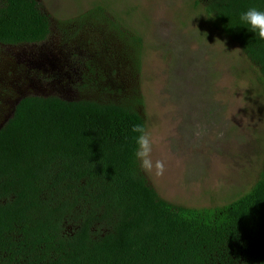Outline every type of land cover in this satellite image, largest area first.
Segmentation results:
<instances>
[{
    "label": "trees",
    "instance_id": "1",
    "mask_svg": "<svg viewBox=\"0 0 264 264\" xmlns=\"http://www.w3.org/2000/svg\"><path fill=\"white\" fill-rule=\"evenodd\" d=\"M189 2L264 98V40L238 28L264 0ZM88 8L60 21L40 0H0V264H264V141L225 204L161 197L134 159L143 39L127 10Z\"/></svg>",
    "mask_w": 264,
    "mask_h": 264
},
{
    "label": "rangeland",
    "instance_id": "2",
    "mask_svg": "<svg viewBox=\"0 0 264 264\" xmlns=\"http://www.w3.org/2000/svg\"><path fill=\"white\" fill-rule=\"evenodd\" d=\"M40 2L60 21H73L94 2L127 10L121 19L143 39L138 84L146 131L152 159L165 165L162 175L146 173L161 197L196 208L220 206L253 183L264 98L237 46L212 32L189 0ZM50 46L57 47V38L43 49Z\"/></svg>",
    "mask_w": 264,
    "mask_h": 264
},
{
    "label": "clouds",
    "instance_id": "3",
    "mask_svg": "<svg viewBox=\"0 0 264 264\" xmlns=\"http://www.w3.org/2000/svg\"><path fill=\"white\" fill-rule=\"evenodd\" d=\"M214 17L212 14L211 18ZM238 28L246 29L253 34V38L264 40V10L250 7L246 11L238 15ZM136 145L134 159L138 162L139 167L145 172L152 170L156 171L157 175H162L164 172V162L161 160L152 159L153 145L152 140L143 125H134L131 129Z\"/></svg>",
    "mask_w": 264,
    "mask_h": 264
},
{
    "label": "water",
    "instance_id": "4",
    "mask_svg": "<svg viewBox=\"0 0 264 264\" xmlns=\"http://www.w3.org/2000/svg\"><path fill=\"white\" fill-rule=\"evenodd\" d=\"M27 95H23L22 97H20V99H18L17 101H15V103L14 104H17V103H19V101L23 98V97H26Z\"/></svg>",
    "mask_w": 264,
    "mask_h": 264
}]
</instances>
